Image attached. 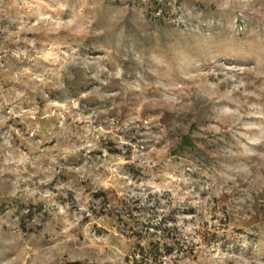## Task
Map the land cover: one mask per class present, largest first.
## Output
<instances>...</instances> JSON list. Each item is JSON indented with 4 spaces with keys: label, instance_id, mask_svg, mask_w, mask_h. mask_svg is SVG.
<instances>
[{
    "label": "rangeland",
    "instance_id": "obj_1",
    "mask_svg": "<svg viewBox=\"0 0 264 264\" xmlns=\"http://www.w3.org/2000/svg\"><path fill=\"white\" fill-rule=\"evenodd\" d=\"M147 242L264 264V0H0V264Z\"/></svg>",
    "mask_w": 264,
    "mask_h": 264
},
{
    "label": "trees",
    "instance_id": "obj_2",
    "mask_svg": "<svg viewBox=\"0 0 264 264\" xmlns=\"http://www.w3.org/2000/svg\"><path fill=\"white\" fill-rule=\"evenodd\" d=\"M188 144H190V143L188 142ZM158 246H159V243H157V242H155V243L154 242H147L146 248L148 250H151L155 247V250H157V253L152 254L149 252V254L143 255L142 259H141L142 262H144L145 264L146 263L147 264H160L161 263L160 262L161 261V258H160L161 253H158L159 252ZM66 264H85V263L75 261V262H68Z\"/></svg>",
    "mask_w": 264,
    "mask_h": 264
}]
</instances>
